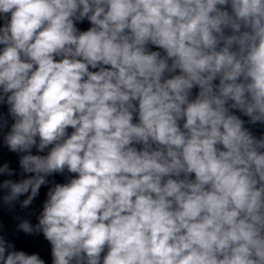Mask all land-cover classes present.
Here are the masks:
<instances>
[{"label":"clouds","instance_id":"1","mask_svg":"<svg viewBox=\"0 0 264 264\" xmlns=\"http://www.w3.org/2000/svg\"><path fill=\"white\" fill-rule=\"evenodd\" d=\"M0 21L3 141L34 174L3 203L76 174L17 226L52 264H264V135L233 111L264 125V0H0Z\"/></svg>","mask_w":264,"mask_h":264}]
</instances>
